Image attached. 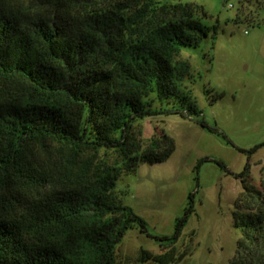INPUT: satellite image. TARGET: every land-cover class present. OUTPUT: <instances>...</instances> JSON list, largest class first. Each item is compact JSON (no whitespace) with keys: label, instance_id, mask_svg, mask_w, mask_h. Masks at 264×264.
Returning <instances> with one entry per match:
<instances>
[{"label":"trees","instance_id":"1","mask_svg":"<svg viewBox=\"0 0 264 264\" xmlns=\"http://www.w3.org/2000/svg\"><path fill=\"white\" fill-rule=\"evenodd\" d=\"M169 9L182 18L158 20L131 37ZM212 31L216 36L218 26L172 0H0V186L30 194L25 202L0 203V264H117L128 231L152 237L117 183L141 162H163L174 152V141L163 136L142 153L134 126L157 113L154 94L187 101L178 82L189 65L174 60ZM189 112L198 113L195 103ZM53 149L50 167L43 155ZM102 150L121 151L122 165L102 161ZM243 185L257 207L235 214L243 237L231 264H264V194ZM195 211L191 198L174 234L152 238L177 244ZM151 257L183 259L171 252Z\"/></svg>","mask_w":264,"mask_h":264},{"label":"rangeland","instance_id":"2","mask_svg":"<svg viewBox=\"0 0 264 264\" xmlns=\"http://www.w3.org/2000/svg\"><path fill=\"white\" fill-rule=\"evenodd\" d=\"M172 1L205 25L218 26V34L212 31L199 47L184 48L174 60L189 65L178 82L187 101H159L154 94L149 99L157 113L134 126L142 153L160 146L163 136L174 141V152L163 162H141L120 178L117 190L123 203L147 222L152 237L172 236L191 198L196 211L173 246L136 228L128 231L116 261L166 264L151 256L171 252L183 256L171 264H231L243 237L235 214H247L257 205L245 194L243 180L264 194V0ZM181 18V13L165 10L157 19L145 20L131 37H141L158 20ZM191 103L198 113L189 112ZM57 156L53 149L43 160L53 167ZM100 159L123 163L119 150H102ZM29 196L0 186V203L25 202Z\"/></svg>","mask_w":264,"mask_h":264}]
</instances>
